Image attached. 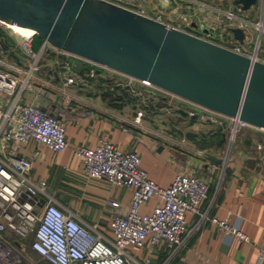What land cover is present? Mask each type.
I'll return each mask as SVG.
<instances>
[{"label": "built area", "instance_id": "built-area-1", "mask_svg": "<svg viewBox=\"0 0 264 264\" xmlns=\"http://www.w3.org/2000/svg\"><path fill=\"white\" fill-rule=\"evenodd\" d=\"M105 1L183 31L186 30L182 26L189 27L192 32H186L192 35L245 54L253 61L264 62V0H256L257 20L241 17L240 8L233 3L230 8H222L204 0H191L193 6L180 17L178 25L166 22L158 10L160 2L170 0ZM210 12L215 14L214 18ZM218 24H223L222 30ZM230 27L244 29V42L226 35ZM32 41L33 36L24 37L29 55L34 57ZM0 47H3L1 41ZM49 47L52 46L44 40L39 53ZM29 67L22 78L17 67L0 59V264H38L26 251L28 239H31L30 250L48 264H131L128 247L142 248L148 240L153 249L161 245L167 249L159 264H173L209 221L224 229L227 236L247 238L240 226L213 214L239 133L250 126L239 117L227 118L230 127L223 168L212 194L209 195L208 183L196 174L179 173L169 187L160 186L141 167L137 152L120 149L104 137L95 147H77L75 153L82 159L87 177L132 189L130 212L112 219L113 240L83 225L75 214L66 213L50 193L48 182L32 176L33 161L39 151L31 157L19 155L22 146L31 139L54 151L69 147L65 123L50 111L23 99L35 69V66ZM95 73L91 68L90 75ZM73 81L69 78V82ZM195 113L213 121L220 120L218 113L202 106L191 110V114ZM142 115L143 111L138 112L136 122H140ZM153 197H158L161 203L151 213L142 214L141 206ZM42 198L45 199L43 205ZM206 199L207 204L202 209L201 204ZM108 203L115 208L120 206L115 200ZM188 215L195 217L192 222H188ZM260 258H264V252Z\"/></svg>", "mask_w": 264, "mask_h": 264}, {"label": "crops", "instance_id": "crops-1", "mask_svg": "<svg viewBox=\"0 0 264 264\" xmlns=\"http://www.w3.org/2000/svg\"><path fill=\"white\" fill-rule=\"evenodd\" d=\"M212 4L225 7L222 3ZM254 7L257 8L253 6L238 14L257 20L252 16ZM218 26L223 29V24ZM225 33L234 36L231 30ZM39 78L40 83L24 91L23 99L65 123L69 147L54 151L31 139L19 155L31 157L39 151L33 161V178L46 180L58 204L66 213L75 214L83 225L113 240L112 219L115 215H127L131 208V188L87 177L82 159L75 153L77 147H95L104 137L120 149L137 152L141 167L162 187H169L177 174L184 173L204 179L209 195L214 191L223 168L230 119L213 121L183 109H170L165 116L147 113L138 123L136 110L133 115L130 108L118 110L104 96L99 95L96 105H90V98L78 94L76 86L66 78ZM79 98L86 99V103L76 102ZM109 200L118 201L120 206H111ZM207 201L202 202V209ZM160 203L158 197H153L140 211L151 213ZM213 214L240 226L247 238L227 236L224 229L209 221L173 264H264V258H260L264 252V128L250 125L240 131ZM194 218L187 216L188 222ZM166 251L165 245L153 249L149 240L142 248L127 249L131 264H159Z\"/></svg>", "mask_w": 264, "mask_h": 264}, {"label": "water", "instance_id": "water-1", "mask_svg": "<svg viewBox=\"0 0 264 264\" xmlns=\"http://www.w3.org/2000/svg\"><path fill=\"white\" fill-rule=\"evenodd\" d=\"M231 1L240 10L256 4ZM0 20L34 29L55 48L148 81L222 121L239 117L264 128V62L245 54L105 0H0ZM229 30L244 42L243 28Z\"/></svg>", "mask_w": 264, "mask_h": 264}, {"label": "rangeland", "instance_id": "rangeland-1", "mask_svg": "<svg viewBox=\"0 0 264 264\" xmlns=\"http://www.w3.org/2000/svg\"><path fill=\"white\" fill-rule=\"evenodd\" d=\"M204 1L207 3H222L226 8L232 3L231 0ZM190 6H193L191 0H170L169 2H160L158 10L166 22L178 25L181 22L180 17L188 11ZM252 10V16L257 19V8L254 7ZM7 24L6 22L0 23V41L3 46L0 47V51H2L0 59L6 61L8 65L17 67L21 74L24 73L21 75L22 78L25 77V71L29 70V66H35L30 75V85L40 83L39 77L46 80L48 77H50L49 79L52 77L51 81H61L66 78L68 82L69 78H73L74 81L69 83L76 86L78 94H83L84 97L90 98V101H88L90 105H96L99 95L104 96L118 110L126 107L130 108V115L135 114V110L137 112L143 111L140 122L147 113L153 115L158 112L165 116L172 109H183L191 112L193 108H200L197 104L155 85H150L148 82L145 83L97 63L95 65L93 64L94 62L72 53L68 54L65 50L61 52V49L57 50L58 48H54L52 45V47L47 48L44 53L40 54L39 50L42 43L36 39L35 34L33 35L32 46L36 53L32 57V55H29V48L24 44L25 36L15 32ZM182 28L192 32L189 27L182 26ZM67 62L70 64L68 65ZM82 62L86 64H82ZM91 68L96 70L93 76L90 75ZM76 102L86 103V99H80ZM198 115L200 116L201 114L195 113V116ZM30 241L31 239H28L25 243L29 258L38 264H48L30 250Z\"/></svg>", "mask_w": 264, "mask_h": 264}, {"label": "bare ground", "instance_id": "bare-ground-1", "mask_svg": "<svg viewBox=\"0 0 264 264\" xmlns=\"http://www.w3.org/2000/svg\"><path fill=\"white\" fill-rule=\"evenodd\" d=\"M7 25L9 27H11L15 32H17V33H19L25 37H32L36 33V31L34 29H31V28L13 25L10 23H8ZM148 83H150V82H148Z\"/></svg>", "mask_w": 264, "mask_h": 264}, {"label": "trees", "instance_id": "trees-1", "mask_svg": "<svg viewBox=\"0 0 264 264\" xmlns=\"http://www.w3.org/2000/svg\"><path fill=\"white\" fill-rule=\"evenodd\" d=\"M35 37H36L37 40H39L43 44V42H44V38L43 37H41L37 33H35ZM37 43H39V42H37Z\"/></svg>", "mask_w": 264, "mask_h": 264}]
</instances>
